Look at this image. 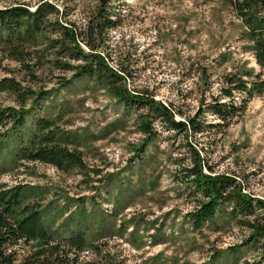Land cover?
I'll use <instances>...</instances> for the list:
<instances>
[{
    "label": "rangeland",
    "instance_id": "rangeland-1",
    "mask_svg": "<svg viewBox=\"0 0 264 264\" xmlns=\"http://www.w3.org/2000/svg\"><path fill=\"white\" fill-rule=\"evenodd\" d=\"M41 1L58 9L47 18L59 16L80 30L103 2L0 0V9L21 3L35 10ZM106 9L115 21L106 29L108 63L127 71L118 84L188 116L203 101L202 118L216 125L186 139L156 119L149 137L140 126L146 108L127 106L88 75L74 77L56 64L46 40L55 33L48 30L37 45H28L21 62L0 28V82L14 78L20 103L31 107L12 140L0 145V188L24 186L26 202L41 205L54 238L83 233L94 246L80 252L81 260H99L100 246L113 264H264L263 241L249 240L247 228L229 214L230 204L195 225L192 214L203 196L187 177L198 150L205 172L210 167L229 175V188L241 183L264 200L263 96L236 92L244 108L227 121L210 109L228 72L251 68L264 77L243 21L227 0H110ZM16 98L0 85V108L19 106ZM41 122L49 125L44 132L37 129ZM5 129L0 125V132ZM51 130L57 145L77 153L81 163L58 167L25 156L33 147L30 136Z\"/></svg>",
    "mask_w": 264,
    "mask_h": 264
},
{
    "label": "trees",
    "instance_id": "trees-1",
    "mask_svg": "<svg viewBox=\"0 0 264 264\" xmlns=\"http://www.w3.org/2000/svg\"><path fill=\"white\" fill-rule=\"evenodd\" d=\"M110 0L103 2L93 10L92 16L80 28L68 25L61 17L47 18L48 13L58 12L57 7L50 2L41 1L35 10L18 3L0 9V28L7 31L4 39L7 49L14 57L25 62L19 55L25 54L28 45H37L48 30L55 33L54 37L46 36L48 46L55 50L56 64L73 71V76L88 75L92 80L103 86L118 100L127 106L134 105L147 109L146 116H140L141 130L149 137L154 135V121L159 119L167 130L183 133L189 139L193 132H202L208 123L202 118L204 112L201 102L193 116L176 111L169 104L157 100L154 95L137 93L130 90L125 83L127 71L116 69L108 63L106 57L107 27H113L115 21L108 13L106 6ZM235 14L244 24L250 49L258 65L264 68V0H227ZM51 27V29H49ZM45 39V38H44ZM61 58L66 61L60 60ZM202 77L207 76V70H202ZM221 86L222 96L213 98L211 112L220 120L227 121L244 108V101L235 100V93L253 96L260 94L264 98L263 73L254 69H241L240 72H228L223 75ZM4 90L16 93L19 106L0 108V125L6 127L0 132V145L4 146L13 138V134L25 122L28 109L21 104L19 83L14 78L0 82ZM43 93V90H40ZM40 93V94H41ZM24 95H27L24 93ZM19 96V97H18ZM230 99V100H222ZM181 116L178 118L177 116ZM40 132L48 129V122H41ZM55 132L47 131L39 136H30L31 149L25 150V156L30 160L40 159L58 167L65 164L81 163L77 153L57 145ZM37 139V140H36ZM206 164L198 150H194V162L188 168L190 181L200 191L203 198L193 212L195 225L199 226L206 220H213L215 215L223 213L224 204H230L229 214L237 219L238 224L246 227L250 241H263L264 247V200L255 198L243 191L241 183L229 188L234 181L226 174H214ZM27 191L24 186H7L0 188V264H113L110 254H101L100 246L95 250L100 256L98 260L80 259V252L94 246L87 242L83 233L71 234L68 237L54 238L49 233L44 220V211L39 203L26 202ZM255 208L263 209V214L255 213ZM227 213V212H226ZM109 258V259H108Z\"/></svg>",
    "mask_w": 264,
    "mask_h": 264
}]
</instances>
